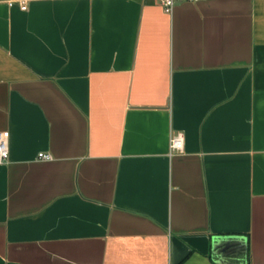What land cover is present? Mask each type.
I'll return each instance as SVG.
<instances>
[{
  "label": "crops",
  "instance_id": "0c3cea01",
  "mask_svg": "<svg viewBox=\"0 0 264 264\" xmlns=\"http://www.w3.org/2000/svg\"><path fill=\"white\" fill-rule=\"evenodd\" d=\"M5 130L0 264H264V0H0Z\"/></svg>",
  "mask_w": 264,
  "mask_h": 264
},
{
  "label": "built area",
  "instance_id": "2783aa9c",
  "mask_svg": "<svg viewBox=\"0 0 264 264\" xmlns=\"http://www.w3.org/2000/svg\"><path fill=\"white\" fill-rule=\"evenodd\" d=\"M178 1L184 2H197L199 0H161V4L167 13H172L173 9ZM21 8L26 9L27 4L25 2H21ZM9 138L10 132L0 131V164L5 163L9 159ZM185 143V136L182 132H177L176 134L172 135L170 138V149L172 152H182L184 149ZM42 159L49 160L51 159L50 154L46 153H39L38 155Z\"/></svg>",
  "mask_w": 264,
  "mask_h": 264
},
{
  "label": "water",
  "instance_id": "95a60500",
  "mask_svg": "<svg viewBox=\"0 0 264 264\" xmlns=\"http://www.w3.org/2000/svg\"><path fill=\"white\" fill-rule=\"evenodd\" d=\"M225 244H226V246L229 245L228 242L225 243ZM223 245H224V244H223V243H220V242L214 245V248L216 249V252H217V253H220L221 251H223V249H224V248H223Z\"/></svg>",
  "mask_w": 264,
  "mask_h": 264
}]
</instances>
